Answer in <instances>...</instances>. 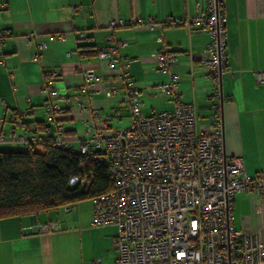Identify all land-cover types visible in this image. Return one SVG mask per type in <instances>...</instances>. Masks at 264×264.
Instances as JSON below:
<instances>
[{"label": "crops", "instance_id": "crops-1", "mask_svg": "<svg viewBox=\"0 0 264 264\" xmlns=\"http://www.w3.org/2000/svg\"><path fill=\"white\" fill-rule=\"evenodd\" d=\"M204 6V0H0V31L7 33L0 40L1 130H29L47 138L54 122L44 106L58 103L57 95L68 100L58 103V117L74 150V138L83 135L87 125L94 129V110L109 127H127L130 113L122 81L97 56L111 34L115 41L125 42L117 48L118 65L140 90L143 113L172 109V102L155 88L168 79L167 72L156 69L154 59L165 48L177 58L171 71L179 75L180 100L194 105L197 129L207 128L217 104L226 154L240 157L248 174L264 169V84L255 75L264 70V0H223L226 66L232 72L221 73L218 96L203 63L208 34L179 23ZM148 17L156 21L153 28H108L112 19ZM78 32H84V38L79 39ZM52 70L59 77L51 94L43 91V80ZM86 70L103 81L83 93ZM108 88L115 90L112 97L105 95ZM17 113L22 114L20 121L15 120ZM121 121L127 125L118 126ZM16 146L11 138L0 143L1 150ZM87 201L66 205L67 210L60 206L0 218V264H91L97 258L100 264H114L117 227H92ZM48 223L59 228L40 232L39 225ZM232 224L245 233H257L264 243V197L238 192Z\"/></svg>", "mask_w": 264, "mask_h": 264}, {"label": "built area", "instance_id": "built-area-1", "mask_svg": "<svg viewBox=\"0 0 264 264\" xmlns=\"http://www.w3.org/2000/svg\"><path fill=\"white\" fill-rule=\"evenodd\" d=\"M204 2L202 10L179 23L196 26L208 34L203 63L216 85L214 95L218 96L220 75L229 70L225 52L226 18L223 0ZM155 24L151 17L130 21L112 19L108 28H153ZM6 35L0 31V40ZM84 36V32L77 33L79 39ZM121 45L125 42L115 41L110 34L106 47L97 56L122 81L128 100L129 125L111 128L94 110L91 117L94 129L90 131L87 125L84 134L73 140L80 156L105 165L112 183L109 192L90 199V225L117 227L112 239L114 264H264V243L257 233H245L232 224L238 192L264 197V169L248 174L240 157L226 154L217 104L213 105L212 121L207 128L197 129L194 105L180 100L179 75L171 71L177 58L165 48L159 49L154 59L156 69L167 72L168 79L155 88L172 102V109L150 115L143 113L140 90L118 65L117 48ZM38 46L42 48L43 43ZM255 75L257 82L264 84V70L256 71ZM58 77V71H47L43 91L55 93L53 82ZM102 81L101 76L86 70L81 91L88 92ZM114 94L113 88L105 90L106 97ZM56 98L60 104L68 103L61 95ZM58 103L47 102L44 106L48 120L54 122L50 141L53 147L71 152L74 147L58 117L62 110ZM7 138L43 151L42 138L32 131L5 133L0 128V142ZM69 184L82 185L84 178L72 176ZM63 207L67 210L66 205ZM58 228V224L52 223L38 227L40 232ZM91 264H100V260L94 259Z\"/></svg>", "mask_w": 264, "mask_h": 264}, {"label": "trees", "instance_id": "trees-1", "mask_svg": "<svg viewBox=\"0 0 264 264\" xmlns=\"http://www.w3.org/2000/svg\"><path fill=\"white\" fill-rule=\"evenodd\" d=\"M21 117L15 114V120ZM50 136H39L43 151L18 143L12 149H0V218L72 205L112 189L103 163L76 150L53 147ZM72 176L83 177L84 184L70 185Z\"/></svg>", "mask_w": 264, "mask_h": 264}, {"label": "rangeland", "instance_id": "rangeland-1", "mask_svg": "<svg viewBox=\"0 0 264 264\" xmlns=\"http://www.w3.org/2000/svg\"><path fill=\"white\" fill-rule=\"evenodd\" d=\"M114 119H115V118H114ZM117 125H118V126H121V127H122V126H126V125H127V121H126V122H125V121H121L119 124L117 123ZM0 143H2V142H0ZM87 202L90 204V200H88ZM87 202H86V203H87Z\"/></svg>", "mask_w": 264, "mask_h": 264}]
</instances>
